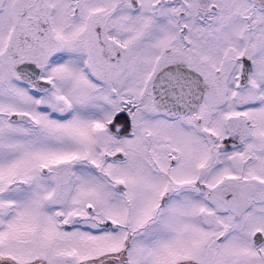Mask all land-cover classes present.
Wrapping results in <instances>:
<instances>
[{
    "label": "snow or ice",
    "instance_id": "snow-or-ice-1",
    "mask_svg": "<svg viewBox=\"0 0 264 264\" xmlns=\"http://www.w3.org/2000/svg\"><path fill=\"white\" fill-rule=\"evenodd\" d=\"M0 264H264V0H0Z\"/></svg>",
    "mask_w": 264,
    "mask_h": 264
}]
</instances>
